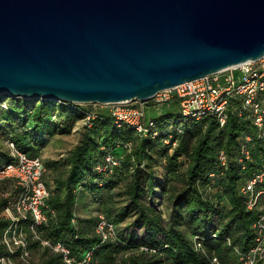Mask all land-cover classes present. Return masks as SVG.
Returning a JSON list of instances; mask_svg holds the SVG:
<instances>
[{
  "label": "trees",
  "instance_id": "trees-1",
  "mask_svg": "<svg viewBox=\"0 0 264 264\" xmlns=\"http://www.w3.org/2000/svg\"><path fill=\"white\" fill-rule=\"evenodd\" d=\"M0 101L8 104L7 109L0 111V136L6 138L0 141L6 140V145L13 141L32 156H39V150L55 133L71 134L76 123L83 119L81 109L96 112L92 126L80 127L79 142L63 159L45 162L39 156L47 172L48 167L55 172L53 179L57 186L55 191L51 189L46 172L45 180L51 189L48 203L55 214L39 230L46 238L64 241L76 253L92 250V264H215L214 257L219 264H229L237 262L236 248L247 251L254 242L252 224L259 210L247 208L241 189L264 161V142L257 139L241 96L230 98L228 119L223 126L210 114L198 120L183 118L178 101L171 102L173 106L163 103L167 104L166 113L150 118L157 122L152 130L158 131L157 136L152 132L143 136L127 125H117L108 107L97 110L87 104L72 108L60 101L1 95ZM245 133L254 135L253 155L251 160L241 162L238 151ZM221 151L228 156L226 166L221 165ZM107 152L115 155L120 165L97 172L95 167L104 163ZM182 157L188 161L185 186L173 195L168 181L179 174ZM10 159L8 145L6 149L0 147V167ZM163 164L166 172L159 180L157 172ZM125 178L128 181L124 194L128 202L117 208L111 204V198L121 196L115 189ZM0 188L5 193L12 192L0 198L1 252V234L8 223L4 209L18 189L9 179L0 180ZM162 192H168L172 205L169 224L159 208ZM105 193L107 199L100 213L115 224L117 233L116 238L109 240H103L95 231L99 213L94 220L87 219L92 229L73 222L80 203L89 197L92 201L103 199ZM131 209L134 210L131 226L145 231L141 238L134 232L124 236L118 229V222ZM184 222L188 232L179 228ZM30 248L34 264H65L61 255L43 249L36 241L31 242ZM128 248H136L138 252L118 262L116 254Z\"/></svg>",
  "mask_w": 264,
  "mask_h": 264
},
{
  "label": "water",
  "instance_id": "water-1",
  "mask_svg": "<svg viewBox=\"0 0 264 264\" xmlns=\"http://www.w3.org/2000/svg\"><path fill=\"white\" fill-rule=\"evenodd\" d=\"M264 56V0H0V95L148 101Z\"/></svg>",
  "mask_w": 264,
  "mask_h": 264
},
{
  "label": "built area",
  "instance_id": "built-area-1",
  "mask_svg": "<svg viewBox=\"0 0 264 264\" xmlns=\"http://www.w3.org/2000/svg\"><path fill=\"white\" fill-rule=\"evenodd\" d=\"M233 96L242 97L243 108L249 111L253 120L256 137L264 142V56L161 90L145 102L65 103L72 108L87 104L106 105L117 125H127L139 134L147 136L156 127L157 122L147 118L146 102L163 104L178 101L183 118L198 120L210 114L216 116L223 126L227 122L228 104ZM7 108L8 104L0 101V111ZM80 111L84 114L82 124H76L72 130L74 133L78 132L81 126L91 127L97 117L95 111L84 109ZM53 118L56 119L55 116ZM178 131H181V128L178 127ZM152 135L157 136L158 131H153ZM253 141L252 133L244 134L238 151L239 161L252 159ZM7 143L11 159L0 167V180H11L18 191L4 209L8 223L1 234L0 264H34L30 248L32 241L38 242L43 249L61 255L65 264H92V250L76 253L64 241L42 235L39 228L47 225L51 216L55 214L48 203L51 189L45 180L47 167L39 156H32L21 150L13 141L9 140ZM219 159L222 166L227 165L228 156L224 151L219 153ZM119 165L120 160L107 152L104 163L98 164L95 170L106 172ZM241 191L246 195L247 208L250 210L257 208L259 212L252 224L255 232L254 242L247 251L236 248L237 262L258 264L264 261V161L251 173ZM95 231L103 240L114 239L117 234L115 224L103 213L98 214ZM213 262L219 264V259L214 257Z\"/></svg>",
  "mask_w": 264,
  "mask_h": 264
},
{
  "label": "rangeland",
  "instance_id": "rangeland-1",
  "mask_svg": "<svg viewBox=\"0 0 264 264\" xmlns=\"http://www.w3.org/2000/svg\"><path fill=\"white\" fill-rule=\"evenodd\" d=\"M1 96H3V98L9 97V96H5V95H1ZM166 105L167 104H160V105L147 104V105H145L147 118L149 119L152 116L159 117L161 114L166 113V109H167ZM173 105L174 104L171 103V106H173ZM93 107L97 110H100V108H104L107 106L106 105L100 106V105L94 104ZM76 124L77 125L82 124L81 120L78 121ZM1 138L3 140L6 139V138H4V135L0 136V139ZM79 139L80 138H79L78 132H76V133L72 132L71 134H69V133L64 134V133L57 132L48 138L46 144L39 150V154H40L39 156L45 162L63 159V157H65L67 155V153L79 142ZM7 145H8V143H7ZM7 145H6V140L3 142H2V140L0 141V147L1 148L6 149ZM182 160H184V161H183V164L181 165L179 174L173 175L171 177H170V175H168V177H170V179L168 181L169 185L172 186L171 189H169V190L171 192H173V195L185 186L183 178H184V173H185V169H186V164L188 161L186 160V157H182ZM165 172H166V168H165V164H163V168L161 167L158 169L157 178L159 180L163 179L165 176L164 175ZM54 173L55 172L53 170H51L50 167H48L47 182L49 183L51 189L55 191L57 186L55 184V180L53 179V176L55 177V175H56ZM127 181L128 180L125 178L121 182V184L118 187H116L115 191L120 192L121 196L115 195L111 198V204L114 207L123 208L127 204V202H128L127 196H126V194H124V191L127 187ZM162 193L163 194H162L161 199H160L161 201L159 203L160 204L159 208H161L162 213L164 214L165 223L169 224V222L171 221L170 218L172 217V215H171L172 205H171V201L168 200V192H162ZM11 194H12V192L5 193L0 188V198L8 197ZM173 195H172V197H173ZM103 196H104L103 199H98L96 201H92L91 198L89 197L86 202H84L82 204L80 203L76 207L75 215H74V219H75L76 224H78L80 227H89V229L91 228L90 227L91 223H88L87 219L94 220L96 218V215L103 211L102 203H104L105 200L107 199V193H105ZM133 213H134V210L131 209L129 214H127L126 218L124 220L118 222V229L121 230V232H123L124 236H126L127 234L129 235L130 233L134 232L135 234H137L141 238L145 234V231L143 228L131 226V222L134 218ZM215 224H218V223H215ZM179 228H181L187 232L189 229L188 225L185 222L182 223V225H179ZM137 252H138V250L136 248H128L126 250H122L120 253H117L116 259L118 260V262H122L123 259H129L130 256L136 254ZM38 257H39V255L36 252V258L38 259ZM229 264H238V263L236 261L235 262L232 261Z\"/></svg>",
  "mask_w": 264,
  "mask_h": 264
}]
</instances>
